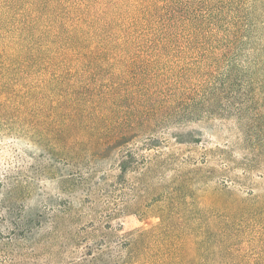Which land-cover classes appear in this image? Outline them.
<instances>
[{
	"label": "trees",
	"instance_id": "obj_1",
	"mask_svg": "<svg viewBox=\"0 0 264 264\" xmlns=\"http://www.w3.org/2000/svg\"><path fill=\"white\" fill-rule=\"evenodd\" d=\"M215 119L264 138V0H0V264H264V192L164 149Z\"/></svg>",
	"mask_w": 264,
	"mask_h": 264
},
{
	"label": "rangeland",
	"instance_id": "obj_2",
	"mask_svg": "<svg viewBox=\"0 0 264 264\" xmlns=\"http://www.w3.org/2000/svg\"><path fill=\"white\" fill-rule=\"evenodd\" d=\"M203 132L202 137L196 143L188 144H172L168 147H164L165 150H171L174 156H232L230 160V165L234 168L236 175L240 176L239 180L243 182H249L251 185L249 188H254L256 191L264 192V138L262 142H251L246 130L242 129L237 122L231 120H220L215 119L212 122L197 125ZM258 130V128L254 129ZM141 140H136L133 144L136 148L140 146ZM143 151V150H141ZM172 155V156H173ZM246 156H254L256 159L254 163V169L251 173L246 174L244 172V158ZM261 156L260 158H256ZM259 166V167H258ZM112 173L110 176L111 180H116L117 169L109 171ZM131 175L127 176L130 182L133 180ZM134 177V176H133ZM249 177V178H247ZM47 191L50 193L57 191V185L55 182H46ZM244 186V185H242ZM253 186V187H252ZM245 188V187H244ZM247 188V187H246ZM67 195H63L65 198ZM111 202L116 200L112 197L109 198ZM157 204L146 209V213L143 215L142 226L145 228H151L158 224L160 218L157 215ZM247 235H252L247 234ZM254 248L249 251L252 252L254 260L259 258L258 252L261 255L264 253L261 250H257L256 246L264 247L258 241L253 242ZM251 246V245H250ZM250 248V247H246ZM247 264V263H244Z\"/></svg>",
	"mask_w": 264,
	"mask_h": 264
}]
</instances>
